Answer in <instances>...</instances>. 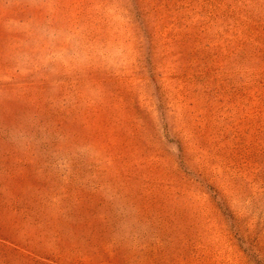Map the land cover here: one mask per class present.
I'll list each match as a JSON object with an SVG mask.
<instances>
[{"label":"rangeland","instance_id":"rangeland-1","mask_svg":"<svg viewBox=\"0 0 264 264\" xmlns=\"http://www.w3.org/2000/svg\"><path fill=\"white\" fill-rule=\"evenodd\" d=\"M0 264H264V0H0Z\"/></svg>","mask_w":264,"mask_h":264}]
</instances>
